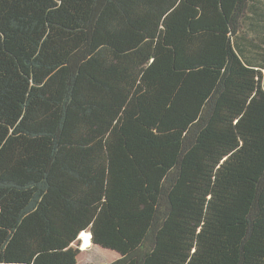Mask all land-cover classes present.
Here are the masks:
<instances>
[{
	"label": "trees",
	"instance_id": "trees-1",
	"mask_svg": "<svg viewBox=\"0 0 264 264\" xmlns=\"http://www.w3.org/2000/svg\"><path fill=\"white\" fill-rule=\"evenodd\" d=\"M263 7L0 0V264H264Z\"/></svg>",
	"mask_w": 264,
	"mask_h": 264
},
{
	"label": "rangeland",
	"instance_id": "rangeland-1",
	"mask_svg": "<svg viewBox=\"0 0 264 264\" xmlns=\"http://www.w3.org/2000/svg\"><path fill=\"white\" fill-rule=\"evenodd\" d=\"M81 240L78 238L76 243L73 245L75 248L81 250ZM117 258L116 253L109 250H104L99 247H92L86 252L80 254L79 264H103L111 263Z\"/></svg>",
	"mask_w": 264,
	"mask_h": 264
},
{
	"label": "crops",
	"instance_id": "crops-1",
	"mask_svg": "<svg viewBox=\"0 0 264 264\" xmlns=\"http://www.w3.org/2000/svg\"><path fill=\"white\" fill-rule=\"evenodd\" d=\"M257 16H252L251 15V20H250V24L251 23H253L255 26L256 25H259L260 23H258V22H260V21H262L263 20V17H264V7L263 8H260V11L256 14ZM262 19V20H261ZM256 23H258V24H256ZM264 23V22H263ZM264 28V27H263ZM256 32L254 31V30H251L250 31V34H255ZM255 36H256V34H255ZM252 57H254V58H256L257 56L255 55V54H252L251 55ZM263 72H264V69H263Z\"/></svg>",
	"mask_w": 264,
	"mask_h": 264
},
{
	"label": "bare ground",
	"instance_id": "bare-ground-1",
	"mask_svg": "<svg viewBox=\"0 0 264 264\" xmlns=\"http://www.w3.org/2000/svg\"><path fill=\"white\" fill-rule=\"evenodd\" d=\"M91 234L87 233H81L80 238L82 239V247L87 248L91 243Z\"/></svg>",
	"mask_w": 264,
	"mask_h": 264
},
{
	"label": "water",
	"instance_id": "water-1",
	"mask_svg": "<svg viewBox=\"0 0 264 264\" xmlns=\"http://www.w3.org/2000/svg\"><path fill=\"white\" fill-rule=\"evenodd\" d=\"M92 237V236H91Z\"/></svg>",
	"mask_w": 264,
	"mask_h": 264
}]
</instances>
